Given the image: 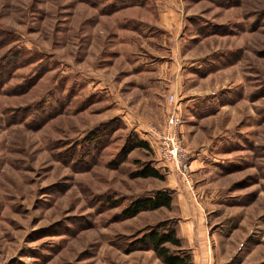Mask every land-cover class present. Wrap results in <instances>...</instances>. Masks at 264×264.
Here are the masks:
<instances>
[{
    "label": "rangeland",
    "instance_id": "rangeland-1",
    "mask_svg": "<svg viewBox=\"0 0 264 264\" xmlns=\"http://www.w3.org/2000/svg\"><path fill=\"white\" fill-rule=\"evenodd\" d=\"M0 36V67L36 58L0 83V264H165L134 242L174 207L118 213L182 185L156 153L175 110L204 217L183 247L264 264V0H0Z\"/></svg>",
    "mask_w": 264,
    "mask_h": 264
},
{
    "label": "trees",
    "instance_id": "trees-1",
    "mask_svg": "<svg viewBox=\"0 0 264 264\" xmlns=\"http://www.w3.org/2000/svg\"><path fill=\"white\" fill-rule=\"evenodd\" d=\"M2 41L3 39L0 36V42ZM23 56L24 54L18 55L16 53L11 57V61L13 62L9 61L6 63L9 60L8 59L4 62V64H2L3 67L1 66L2 71H0V83H4V81L6 82L10 78L9 76L12 75V70L15 68L17 70L36 60L34 56L28 58H24ZM5 63L8 66H5ZM43 74L44 73H41V75ZM28 83L29 81H26L22 87L28 85ZM138 148L150 149V145L144 141H135L134 144L128 147L126 146L123 149L122 155L126 159L133 150ZM136 178L164 180L165 176L152 165L144 164L137 172ZM173 202L174 194L171 190L158 191L151 195L140 196L133 199L118 213V217L122 220H128L143 212L155 211L162 208H171ZM173 223L174 224L165 220L156 226L151 227L149 231L138 237L134 243L145 248L153 249L165 264H195L192 252L183 247L182 238L178 233V221L174 220ZM171 246L175 247V249H171Z\"/></svg>",
    "mask_w": 264,
    "mask_h": 264
},
{
    "label": "built area",
    "instance_id": "built-area-1",
    "mask_svg": "<svg viewBox=\"0 0 264 264\" xmlns=\"http://www.w3.org/2000/svg\"><path fill=\"white\" fill-rule=\"evenodd\" d=\"M171 104L176 105L174 95L169 96ZM182 125V118L177 110L170 113L161 136L157 139L158 156L165 162L171 163L174 169L182 177L187 186H191V165L188 163V153L183 146L179 136V129Z\"/></svg>",
    "mask_w": 264,
    "mask_h": 264
},
{
    "label": "crops",
    "instance_id": "crops-1",
    "mask_svg": "<svg viewBox=\"0 0 264 264\" xmlns=\"http://www.w3.org/2000/svg\"><path fill=\"white\" fill-rule=\"evenodd\" d=\"M181 183V182H180ZM178 185H176L175 188H172L173 190H176L177 189V192H176V195L174 197V202H173V207L174 209L176 210L177 212V217L180 218V224H179V227H178V230H179V233H180V237L181 238H184V240L186 241V244H187V247L189 249H192L193 251V246H195V235L196 233H201L200 229L199 230H196V229H193V224L202 221L204 219L203 216L200 215V211L199 209L197 208L199 205L198 203L196 202V199L194 198L195 194L193 195V189L192 191H188L187 188L189 189V186H187L184 182V180L182 179V185L179 184V186L177 187ZM182 186V187H181ZM185 191L187 190L188 193L186 192V197H184L182 190ZM194 196V197H193ZM183 219L187 218L186 220V223L184 222L183 223ZM194 221V222H193ZM185 227H187L185 229ZM182 230V231H181ZM205 233V231H204ZM209 235L208 231H206V235L203 234V239H204V246L207 248L208 246H206L207 244V236ZM203 250L204 247H203Z\"/></svg>",
    "mask_w": 264,
    "mask_h": 264
}]
</instances>
